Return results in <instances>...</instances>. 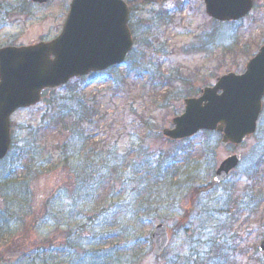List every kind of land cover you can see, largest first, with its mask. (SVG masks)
<instances>
[{
  "label": "rangeland",
  "instance_id": "374dc122",
  "mask_svg": "<svg viewBox=\"0 0 264 264\" xmlns=\"http://www.w3.org/2000/svg\"><path fill=\"white\" fill-rule=\"evenodd\" d=\"M124 1L131 2L132 51L123 64L91 73L83 83L88 95L98 96L99 113L97 124L81 129L84 137L106 145L104 159L101 155L85 163L82 156H89L81 152L79 163L86 169L78 189L70 183L59 188L64 172H42L0 191V264H264V253L258 251L264 239V96L255 133L237 147H222L215 132H198L172 144L154 131L171 126L183 111L186 92L213 85L226 72L244 71L264 44V0H253L245 18L228 23L210 19L202 0ZM69 2L0 0V47L54 38ZM177 4L181 11L174 12ZM161 11L173 17L159 19ZM138 56L159 67L168 81L150 89L148 72L135 75L132 70L125 76ZM119 76L127 77V83L117 93ZM53 97L47 93L49 105L41 101L10 117L17 151L8 161L10 167L16 156L12 171L19 178L26 169L16 152L32 141L31 128L37 130L35 142L46 147L40 157L45 161L48 153L59 156L54 148L69 135L49 130L42 135L39 121L54 114ZM147 119L150 130L142 123ZM133 143L149 146L146 158H157L152 166L164 170L160 178L135 180L140 176L132 168L142 156L126 154ZM112 146L116 152L108 158ZM232 153L240 156L238 167L222 183H213L214 170ZM74 163L68 167L72 180ZM158 223L167 225L169 243L154 256L149 236Z\"/></svg>",
  "mask_w": 264,
  "mask_h": 264
},
{
  "label": "water",
  "instance_id": "95a60500",
  "mask_svg": "<svg viewBox=\"0 0 264 264\" xmlns=\"http://www.w3.org/2000/svg\"><path fill=\"white\" fill-rule=\"evenodd\" d=\"M43 4L46 0H31ZM205 13L216 21H235L252 8V0H203ZM129 9L123 0H70L60 33L50 41L0 47V159L10 149V116L40 101L41 91L64 85L73 77L101 72L123 63L132 47ZM264 96V44L245 64L244 72H227L184 99V111L162 135L181 140L201 130L221 134L222 146L239 145L256 130ZM234 154L214 173L221 182L238 163ZM156 256L169 242L167 226L157 224L150 235ZM264 252V240L259 245Z\"/></svg>",
  "mask_w": 264,
  "mask_h": 264
},
{
  "label": "trees",
  "instance_id": "16d2710c",
  "mask_svg": "<svg viewBox=\"0 0 264 264\" xmlns=\"http://www.w3.org/2000/svg\"><path fill=\"white\" fill-rule=\"evenodd\" d=\"M138 3L144 4V0H137ZM131 5V2H128ZM181 11V7L179 4H177L174 7V12ZM160 18L165 21H169L171 16L169 12L161 11L159 12ZM206 45V44H205ZM143 47H149L148 42H143ZM202 47V45H201ZM198 48V47H195ZM133 67L129 66L124 71V75L126 72H133L137 75V72L146 71L149 73V77L147 78V84L146 86H149L150 89L154 88L156 89V85L158 82H167V78H163L162 73L159 72L156 69L155 65H149L148 63H144L141 56H138L133 61ZM114 69V68H110ZM109 70V69H108ZM127 75V74H126ZM125 75V76H126ZM122 76L118 77L115 80V83L117 84V87L115 88V91L120 89V84L126 85L127 83V77ZM73 82L76 85H72ZM69 81L66 85L58 88H54L49 90L48 92L45 91L42 97V102L47 103L48 105L49 100L46 99L47 93H52L54 95L53 99H51V104H53L54 114L49 119H41L39 122V125L41 126V132L43 136H46V132L49 131H56L58 135H62L64 133H69L68 137L60 141V143L54 148V150H58L60 152L59 156L57 158H52L53 156L49 155V159L42 160L40 157L43 155V150H45L46 147H40V144L35 142V138H37V130H31L29 131V135L32 137V141L29 138V143L27 142L26 145L21 146V148H18V161L19 164H22L25 166L26 172L24 173V176L22 178H19L16 176V173L12 171V168L17 164L16 156L14 155L11 157L13 159V164L9 167V158H5L0 161V191L2 189H5L8 191V187L11 183H25L27 182V179L29 175L31 178L33 175L41 174L42 172H46L50 174H53L54 172H64L66 179L61 182V187L64 188L65 185L72 184L73 189H78V185L80 184L78 180L83 179L85 177V169L84 167L80 166V163L78 158L81 157L83 154V151L86 150L85 155L89 156H82V162H88L90 160L92 163L97 162L98 158L101 157V155L104 152V148L106 145L101 144L99 142H94L90 136L84 137V129H81V126H91L92 124H97L98 121L95 120V117L99 113V99L97 95H88L85 91V85L84 83V77L75 78L74 81ZM119 86V87H118ZM63 92V93H62ZM198 91L194 93H188L186 92V96H194L197 95ZM143 125L147 127L148 130L149 124L152 123L150 119L143 120ZM134 132L135 129L133 130ZM158 136H160L159 130H154ZM38 139V138H37ZM141 141L144 140V138L140 139ZM141 143V142H140ZM143 144V143H142ZM176 144V142L172 143ZM208 148V147H206ZM12 151H17V149L14 148V144H12ZM98 150V151H97ZM150 151L149 146H143L141 144H131L128 149L126 150V154L128 156H131L132 158H140V163L136 164L137 166H134L132 169L134 170V176L139 175L140 177H135V180L138 181V183H141L143 178L148 175H152V178H160L159 176L162 171L160 169L154 170L156 166H153L152 164L156 165L157 158H150L147 159L148 155H146V151ZM11 151V152H12ZM82 152V154H81ZM108 158H113L114 152H116V147L112 146L111 149H108ZM125 154V155H126ZM10 155V154H9ZM169 153L165 154V157L168 158ZM162 155H159L158 158H161ZM102 158L104 159L103 155ZM76 159V161H74ZM121 160H124V157H121ZM23 161V163H21ZM72 162H75L74 170L72 169L74 173L73 180L69 176L68 167L72 164ZM85 162V163H86ZM70 171V170H69ZM144 171H149L147 174H144ZM144 174V175H143ZM78 176H81L80 178ZM70 183V184H69ZM144 185H141L143 187ZM2 197V196H1ZM2 261L0 257V262Z\"/></svg>",
  "mask_w": 264,
  "mask_h": 264
}]
</instances>
